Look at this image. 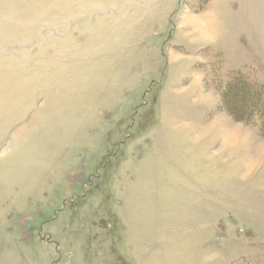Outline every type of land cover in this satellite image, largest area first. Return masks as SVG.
Returning a JSON list of instances; mask_svg holds the SVG:
<instances>
[{
    "label": "rangeland",
    "instance_id": "374dc122",
    "mask_svg": "<svg viewBox=\"0 0 264 264\" xmlns=\"http://www.w3.org/2000/svg\"><path fill=\"white\" fill-rule=\"evenodd\" d=\"M235 76L264 0H0V264H264Z\"/></svg>",
    "mask_w": 264,
    "mask_h": 264
},
{
    "label": "trees",
    "instance_id": "16d2710c",
    "mask_svg": "<svg viewBox=\"0 0 264 264\" xmlns=\"http://www.w3.org/2000/svg\"><path fill=\"white\" fill-rule=\"evenodd\" d=\"M240 77L241 76H235L229 80V86L227 89L230 90V95L232 97H236L238 95L240 96V99L243 101V103H246V105H243L246 108L244 109L245 115L247 117L252 115L258 118L260 128L264 133V89H259L261 91H254L253 89L245 86ZM244 92H246V94H244Z\"/></svg>",
    "mask_w": 264,
    "mask_h": 264
},
{
    "label": "clouds",
    "instance_id": "9594fccd",
    "mask_svg": "<svg viewBox=\"0 0 264 264\" xmlns=\"http://www.w3.org/2000/svg\"><path fill=\"white\" fill-rule=\"evenodd\" d=\"M214 39H215V35L214 34L206 33L205 37H204V42L205 43H212V42H214Z\"/></svg>",
    "mask_w": 264,
    "mask_h": 264
}]
</instances>
